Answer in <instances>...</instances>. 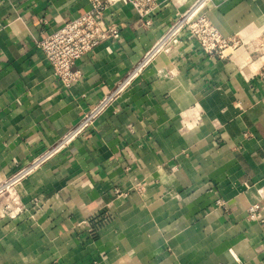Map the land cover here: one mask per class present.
Returning <instances> with one entry per match:
<instances>
[{"label":"crops","instance_id":"obj_1","mask_svg":"<svg viewBox=\"0 0 264 264\" xmlns=\"http://www.w3.org/2000/svg\"><path fill=\"white\" fill-rule=\"evenodd\" d=\"M196 1L158 0L150 27L112 6L120 39L83 55L65 88L36 42L90 0H0V264H264V0H205L240 46L210 56L182 37L93 128L10 180Z\"/></svg>","mask_w":264,"mask_h":264},{"label":"built area","instance_id":"obj_2","mask_svg":"<svg viewBox=\"0 0 264 264\" xmlns=\"http://www.w3.org/2000/svg\"><path fill=\"white\" fill-rule=\"evenodd\" d=\"M118 3L130 4L138 13L142 25L150 27L153 13L159 6L158 0H90V8L81 16L66 21L60 28L47 33L37 40L54 75L65 88L71 87L81 77L76 62L104 41L120 39L119 25L108 19L106 12ZM205 0H197L186 11L180 13L170 24L160 40L141 60L117 83L112 91L86 109L79 120L57 142L35 156L26 166L19 169L10 178L12 182L27 177L42 164L59 152L64 151L77 138L93 128L98 118L113 104L123 90L142 73L145 67L162 51L169 50L182 37L195 39L200 49L210 56H225L230 48H237L241 41L234 36L222 34L204 10ZM264 47V39H262ZM264 74V72H263ZM134 190L142 192L145 186L136 183ZM130 190H116L117 195H127ZM259 204L249 207V217L257 219Z\"/></svg>","mask_w":264,"mask_h":264},{"label":"bare ground","instance_id":"obj_3","mask_svg":"<svg viewBox=\"0 0 264 264\" xmlns=\"http://www.w3.org/2000/svg\"><path fill=\"white\" fill-rule=\"evenodd\" d=\"M9 191V190H8ZM2 194V193H1ZM11 195V194H10Z\"/></svg>","mask_w":264,"mask_h":264}]
</instances>
